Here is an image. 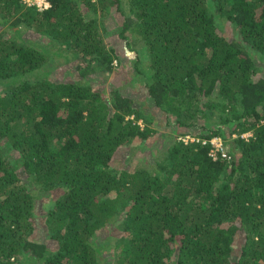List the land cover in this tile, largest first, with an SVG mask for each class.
Instances as JSON below:
<instances>
[{
	"label": "trees",
	"instance_id": "trees-1",
	"mask_svg": "<svg viewBox=\"0 0 264 264\" xmlns=\"http://www.w3.org/2000/svg\"><path fill=\"white\" fill-rule=\"evenodd\" d=\"M49 2L0 0V264H106L105 249L112 264H264V0ZM112 10L127 43L143 40L133 64L160 125L133 94L91 83L118 60ZM53 55L75 60L76 78L49 76ZM157 128L171 138L151 168L115 165ZM214 135L229 159L201 142ZM47 192L52 243L34 225Z\"/></svg>",
	"mask_w": 264,
	"mask_h": 264
},
{
	"label": "rangeland",
	"instance_id": "rangeland-1",
	"mask_svg": "<svg viewBox=\"0 0 264 264\" xmlns=\"http://www.w3.org/2000/svg\"><path fill=\"white\" fill-rule=\"evenodd\" d=\"M103 19V24L107 32L105 35L106 41L109 43V45L114 47L118 54V60L114 62V68L112 72L107 74L106 77L99 76L98 74H90L92 85L94 87L103 88V91H107L110 85H114L120 88L122 91L133 94L137 104L145 109L144 112L150 113L152 115V118H154V124H162L164 120L163 112L151 104L149 98L146 95L144 72L136 70L133 64L136 52H139L141 55L140 64H145L147 57L145 54L144 43H142L143 40L141 41L138 38L135 40V37L132 36V34L129 35V43H127L126 39L122 35H119L120 24L122 20L119 11L112 10L111 12H108V14L103 17ZM222 28H224V33L228 38L237 36L236 28L232 26L228 20H223ZM7 30L11 32V28H7ZM23 33L25 37L34 39L38 38L35 32L24 30ZM41 41L45 42V40ZM52 57L53 58L49 60L48 65H46V68L49 70V76H57L58 78H76V72L72 67L75 60L72 59L69 63L65 61L63 56L53 55ZM257 62L259 67L258 74L264 75V59L260 58L257 60ZM139 121L143 123L142 120ZM154 124L151 123L150 125L153 126ZM157 129L158 132L150 137L147 141L137 143L135 145H128L126 148L122 149L115 158V165H117L120 169L134 168L137 166H146L151 168L154 163L153 160L156 158V154L162 152V145H164V143L171 138H165L164 136L166 134L164 135L163 129ZM176 130H178V128H176L174 131ZM225 144L229 149L228 144L226 142ZM52 201L53 195L48 192L44 193L43 195L41 194L36 199L34 225L36 237L39 240H47V236L45 235L44 218L45 212L52 204ZM110 232L114 236V239L119 236V232L117 233L114 228H111ZM47 242L50 243L51 240H47ZM112 253L113 251L111 249H105L102 251V255L105 256L103 259L105 260L106 264H112Z\"/></svg>",
	"mask_w": 264,
	"mask_h": 264
},
{
	"label": "built area",
	"instance_id": "built-area-1",
	"mask_svg": "<svg viewBox=\"0 0 264 264\" xmlns=\"http://www.w3.org/2000/svg\"><path fill=\"white\" fill-rule=\"evenodd\" d=\"M21 1L28 4V5H34L39 10L47 8L50 5L49 0H21ZM139 123H141V122L139 121ZM251 134H252L251 131H244V132L240 133V136L247 139ZM233 135L236 136L237 134L234 133ZM178 137L183 139L184 141H189V140L190 141H193V140L199 141L200 140L199 137H195V136L190 135L188 133L181 134ZM201 142L202 143L209 142L211 144V146L209 148V154L212 156V158L215 159L218 156L221 158H224V159L230 158L229 149L226 147L225 141L221 136L214 135L210 139L203 138V139H201Z\"/></svg>",
	"mask_w": 264,
	"mask_h": 264
},
{
	"label": "clouds",
	"instance_id": "clouds-1",
	"mask_svg": "<svg viewBox=\"0 0 264 264\" xmlns=\"http://www.w3.org/2000/svg\"><path fill=\"white\" fill-rule=\"evenodd\" d=\"M141 120V119H140Z\"/></svg>",
	"mask_w": 264,
	"mask_h": 264
}]
</instances>
